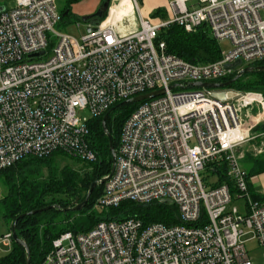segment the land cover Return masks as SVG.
Here are the masks:
<instances>
[{"label": "built area", "instance_id": "built-area-1", "mask_svg": "<svg viewBox=\"0 0 264 264\" xmlns=\"http://www.w3.org/2000/svg\"><path fill=\"white\" fill-rule=\"evenodd\" d=\"M138 1L79 40L54 30L61 21L56 0H14L11 9L0 3V171L58 151L94 163L88 121L162 89L125 120L94 207L168 203L182 224L100 221L87 233L61 234L40 264H251L242 238L251 234L264 251V201L252 199L237 149L250 139V121L264 117V98L218 90L220 100L217 90L189 84L264 62V0H174L171 19L157 24L141 17ZM172 25L186 33L204 27L231 49L214 63L186 62L155 43ZM236 61L240 68L226 69ZM209 164L225 165L230 184L206 187L201 173ZM12 243L10 231L0 237V247Z\"/></svg>", "mask_w": 264, "mask_h": 264}, {"label": "trees", "instance_id": "trees-1", "mask_svg": "<svg viewBox=\"0 0 264 264\" xmlns=\"http://www.w3.org/2000/svg\"><path fill=\"white\" fill-rule=\"evenodd\" d=\"M83 0H63L59 11L61 21L70 23L72 20L81 21L71 13L73 5ZM67 12L65 16L63 14ZM155 12L153 16H157ZM108 15L98 20L104 21ZM90 22H86L85 25ZM165 42L166 51L192 64H209L220 59V48L204 27L194 33H186L182 28L172 25L161 30L155 43ZM251 67L264 66V62L250 64ZM232 75L215 81L223 83L232 80ZM219 90H234L251 92L262 95L264 98V71H253L239 77L229 87ZM144 102V101H143ZM141 103L125 104L116 107L106 119V132L110 135L112 147L117 151L121 130L125 120ZM92 118L88 121V145L96 154L94 163L83 164L78 170L69 165H61L63 152H52L44 157H27L9 168L0 171V180L6 187V194L0 199V218L11 228L15 223V231L29 251L31 264H40L44 256L52 247V242L65 232L72 234L87 233L100 221H124L139 219L144 225L162 223L166 226L182 224L178 210L172 204L151 203L137 205L132 202H122L115 208L106 209L102 214L90 213L93 203L103 193V184H97L90 194L80 213L89 212L86 216H77L74 211L65 212L64 209L73 207L74 202H82L93 182H98L109 175L111 171V149L108 137L102 129V119L108 113ZM76 159L75 157L69 156ZM77 161L79 159H76ZM80 161V160H79ZM78 161V162H79ZM81 162V161H80ZM79 164V163H78ZM260 170V168L258 169ZM205 172L216 178L212 187L230 182L225 175V165L209 164ZM251 173H248L250 177ZM54 208L45 212L29 214L45 207ZM20 215H24L19 219ZM10 231V230H9ZM26 249L14 242L10 251L0 257V264H25Z\"/></svg>", "mask_w": 264, "mask_h": 264}, {"label": "rangeland", "instance_id": "rangeland-1", "mask_svg": "<svg viewBox=\"0 0 264 264\" xmlns=\"http://www.w3.org/2000/svg\"><path fill=\"white\" fill-rule=\"evenodd\" d=\"M93 1L94 0H88L85 2H81L80 4H76V6H74V8H73V16L76 17L77 19H82L83 17L93 15L96 11L91 13L90 11H88L84 8L85 5H90ZM95 1H97V3H96V8H97L98 6L100 7V5L105 0H101V2L98 0H95ZM157 1L163 3V6L160 7L159 13L155 17L152 15L153 11L145 14L144 9H143V5L140 3V0L138 1L141 17L145 20H148L151 24H157V23H160L161 21L165 22V21H168L169 19H171L170 3L173 2L174 0H157ZM111 2H112V0H111ZM111 2H110V7H111ZM0 3H1V5L4 6V9H11V8L15 7L14 0H0ZM57 6H58V10L60 11L62 9V6H63V0H57ZM122 8H123V6L121 7L120 12H122ZM108 15H110V10L108 11ZM120 16H122V15L120 14ZM260 16L262 19H264V10H262L260 12ZM136 17H138V16L136 15ZM86 29H87V26L85 25L84 22H82V21L79 22V21H74V20H72V22H70V23L59 22L54 28L55 31L69 35L70 37H72L76 40H79L82 36L86 35V33H87ZM47 36L52 37V35L50 33H47ZM218 44H219L220 52L222 55L227 54L231 49V46H230L229 42H227V41L219 42ZM217 92H218V90H217ZM240 93H245V92H240ZM82 115L88 116V112H83ZM78 161L74 158L69 157V156H64V159L61 160V165H69V166L73 167L74 169L78 170L80 168H83L82 167L83 164H87V162H84L81 160H80L81 162L80 161L78 162ZM201 179L203 180V184L206 187H211V182L215 181V178L212 177L211 175H209L208 173H206L205 171L201 173ZM5 194H6V187H4V185L2 184V182L0 180V199L3 198L5 196ZM98 199H96L94 201L93 206H92L91 210L89 211L90 213H95L96 215H98V214L100 215L105 211V209L103 210V209L99 208L98 206L94 207V205L96 204ZM237 204H239V203H237ZM89 212L80 213V211H75L77 216H79V215L86 216ZM9 230H10L9 226L4 222L3 219L0 218V237L6 235L9 232ZM242 240L245 242V249H246L250 263L251 264H264V260H263L264 251L258 245V243L252 239V235L248 234L247 236L242 238ZM11 247L6 248L4 246H1L0 247V257H3L4 255H6L10 251Z\"/></svg>", "mask_w": 264, "mask_h": 264}, {"label": "water", "instance_id": "water-1", "mask_svg": "<svg viewBox=\"0 0 264 264\" xmlns=\"http://www.w3.org/2000/svg\"><path fill=\"white\" fill-rule=\"evenodd\" d=\"M110 2H111V0H105L100 5V7L97 9V11L93 15L86 16V17H83L81 19V21L84 22V23L90 22L89 24H87V25H91L90 27H87V29H86L87 33H91V32H93L95 30V28L92 27V26L98 25L99 24L98 20H100L104 16V14L108 15V11H109V8H110ZM66 14H67V12H65L63 14V16H65ZM33 56H38V54H35ZM241 65H242V63L240 61H236V62H234L232 64H227L226 65V69L234 71V70L240 68ZM253 71H261V72H263L264 71V66H258V67L247 66V67H243L242 69H240L236 73L235 77L232 80L227 81V82H223V83H191V84H189V87L190 88H207V89H212V90L224 89V88L229 87L233 82H235L242 75H244L246 73H252ZM173 88H175V86H170L169 90H171ZM163 93H164V90L161 89V90H157V91H154V92H151V93H148V94L139 95V96L133 97V98H131L129 100H126V101L122 102L121 104L117 105L116 107H119L120 105H125V104L141 103L143 101H147V100L153 99L155 97L161 96ZM214 97L217 98V99H220V100H223L225 98V96H224V94L222 92L214 93ZM113 110L114 109H111L110 111H108V113L102 119V129L106 133V136L108 137L109 147L111 149V162H112L111 171H110V173H109V175L107 177L101 179L98 182H93L90 185L89 190L87 192V195H86L85 199L82 202L77 203V200H76L73 203L74 204L73 207H68V208L64 209L65 212H68V211H74L75 212V211L82 210L84 208V206H85L90 194L92 193L93 189L96 187V185L97 184H104V182L107 180V178H109L111 176V174L113 172V169H114V166H115V161H116V151L112 147L109 133L106 132V119L108 118L109 114ZM165 202H169V201H165ZM52 208H54V207L53 206L45 207V208H43L41 210L33 211V212L29 213V214L33 215V214H36V213L45 212V211L50 210ZM23 217H24V215H20L19 219H21ZM10 232L12 234L13 242L15 244H17V245L25 247V249H26V261H25V264H31L30 254H29L28 249L26 248V245L21 240H19L18 237H17L16 231H15V223L12 224V226L10 228Z\"/></svg>", "mask_w": 264, "mask_h": 264}, {"label": "crops", "instance_id": "crops-1", "mask_svg": "<svg viewBox=\"0 0 264 264\" xmlns=\"http://www.w3.org/2000/svg\"><path fill=\"white\" fill-rule=\"evenodd\" d=\"M57 1V0H56ZM88 0H83L81 2H85ZM101 2V0H98ZM81 2L77 3L80 4ZM97 1H93L90 5H85V9L90 11L91 13L94 11H97L98 7L96 8ZM140 3L143 5V9L145 14L153 11V14L155 12H159V9L161 6H163V3L157 1V0H140ZM127 4V5H126ZM75 5L71 8V13L73 15V8ZM131 5L128 2V0L124 1L122 12L120 14L123 17L128 11H130ZM140 11V9H139ZM152 14V15H153ZM256 113V114H255ZM251 119L253 120V117L257 115V109L253 108L250 111ZM253 123V124H252ZM249 127H251L250 131H248L249 141H247L245 144L240 146L237 150L238 153L242 154L241 159V166L242 168L250 174V183H249V190L252 196L253 200H257L260 202L264 201V117H259L254 121H250V124H248ZM247 131V130H245ZM260 168V170H258ZM241 207V204H237Z\"/></svg>", "mask_w": 264, "mask_h": 264}, {"label": "bare ground", "instance_id": "bare-ground-1", "mask_svg": "<svg viewBox=\"0 0 264 264\" xmlns=\"http://www.w3.org/2000/svg\"><path fill=\"white\" fill-rule=\"evenodd\" d=\"M125 0L121 1L120 6L112 7L110 9V15L107 17V23H116V21L120 20L122 17L120 16V9L123 6Z\"/></svg>", "mask_w": 264, "mask_h": 264}]
</instances>
